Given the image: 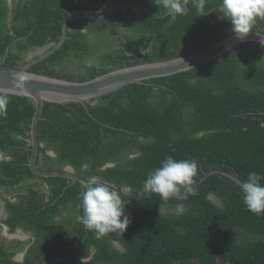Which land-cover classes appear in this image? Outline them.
<instances>
[{"label": "trees", "instance_id": "1", "mask_svg": "<svg viewBox=\"0 0 264 264\" xmlns=\"http://www.w3.org/2000/svg\"><path fill=\"white\" fill-rule=\"evenodd\" d=\"M123 2L144 7L127 5L68 21L67 37L61 48L28 70L83 81L122 66L186 55L234 33L232 29H221L218 21L211 24L207 21L209 9L215 6L212 0H207L203 13L198 12L189 0L187 14L175 20L156 4V0H13L12 6L0 0V59L4 57L0 67L18 68L26 62L29 51L57 42L68 14ZM220 2L216 0L217 4ZM256 27L264 33V17L258 18ZM84 28L86 31H81ZM120 39L125 41L126 47H117ZM103 42L112 49L98 51V44L103 45ZM90 55L93 63L89 66L80 62L74 69L65 66ZM63 56H67L66 61L61 59ZM57 63L59 67L54 66ZM149 81L165 85L153 93L162 96L155 103L142 99L150 95L151 86L132 83L102 95L101 98H108L107 105L99 102L94 106L88 104V108L102 123L120 125L127 116L116 114L117 105H114L116 99L122 98L130 106L129 111L124 112L131 113L130 117H139L152 130L154 137L150 148L157 155L150 157L151 161L147 163L146 157L134 160L129 173L131 185L143 189L147 174L159 167L167 156L198 162L193 185L195 194L183 202L186 206L184 214L165 217L155 214L152 220L156 229H166L162 238L164 249L172 257L174 255L175 260L181 261L175 264H216L217 259L221 264H264V214L257 216L246 209L239 185L233 180L210 173L224 170L244 182L250 171H256L262 177L260 183L264 184V45L244 41L205 64ZM164 96L171 99L165 100ZM8 100L6 114L0 115V139L3 137L0 144L5 137L9 138L10 132L14 135L18 131H28L34 110L29 97L8 94ZM21 121L25 123L24 127ZM102 123L90 118L81 103L44 102L36 128L37 141L59 143L61 153L69 159L85 158L93 147L103 144L101 132L107 128ZM9 164L2 162L1 172L17 178V164L12 167ZM18 166L20 174L25 171L30 178L35 176L27 166L20 163ZM40 179L47 182L54 179L47 202L43 201L45 193L37 189L27 186L25 194L17 191L22 183L0 182L8 190L20 192L17 202L6 203L8 217L5 223L11 230L17 226L30 230L49 254H78L81 246L73 245L71 237L63 231L59 234L48 221L58 204L80 200L78 187L73 185L64 189L67 183L61 178ZM61 192L63 195L50 204ZM146 194L152 205L146 202L142 212L154 214L155 207L164 200L158 194ZM211 195L215 201L210 199ZM173 202L177 204L175 198ZM56 241H59L58 246L54 244ZM151 241L146 245L142 243L139 256L151 250ZM157 251L158 258L154 260L157 263L173 259L163 253L161 246H157ZM105 261L112 263L110 255L103 257L101 264ZM0 264H10L1 245Z\"/></svg>", "mask_w": 264, "mask_h": 264}, {"label": "flooded vegetation", "instance_id": "2", "mask_svg": "<svg viewBox=\"0 0 264 264\" xmlns=\"http://www.w3.org/2000/svg\"><path fill=\"white\" fill-rule=\"evenodd\" d=\"M4 1L9 6L13 5V0ZM212 2L215 3V6L209 9L207 21L210 24L215 23V21H218L219 27L221 29L230 31L232 29L231 22L223 18L222 14L218 10L221 2L218 4L216 3V0H212ZM122 4H125L122 7H126L127 5H130L133 8L144 7L142 5L127 2H123ZM133 5H138L139 7H135ZM70 14H68L67 16H69ZM93 15L95 14L88 16L84 14H78L72 16L68 21H78L79 16L81 18H89ZM257 21L255 22V24L257 23ZM254 29L257 30V27L255 28V25ZM68 30L70 31L71 27H69ZM81 31L85 32L86 29L84 28ZM57 42H49L40 47H37L32 51H29L25 57L26 62L31 58L50 50ZM102 44L103 45L98 44V51L102 50L107 52L112 49L110 48L109 44L107 45L105 42H103ZM61 45L53 53H55L59 48H61ZM117 47H126L125 41L123 39L117 41ZM144 50L146 51L147 49L144 48ZM144 50H142L141 52H143ZM127 54L131 55L132 52H127ZM66 57L63 56L61 57V59L63 61H66ZM3 58L4 57H2L0 61H2ZM79 62L82 63L81 65L83 66H89L93 63V59L90 55V57L86 56L80 61L76 59L69 65L65 66L68 69H74ZM58 65L59 64L57 63L54 66L59 67ZM138 83H142L146 86L152 87L150 95L148 94L147 96L142 97L143 100L155 103L156 101H158L159 98L162 97H158L156 96V94L153 93L157 91L159 87H165L164 83L158 81H149V79ZM117 90H114L112 92H116ZM101 96L92 98L87 101L86 107L82 104L86 112L89 114L90 118L99 123L102 122L95 115L91 114L88 108V104L90 106H94L99 102H104V104L107 105L108 98H101ZM164 98L165 100L171 99V97L169 96H164ZM116 105L117 109L115 113L117 114L118 112V114L120 115H124L125 117L127 116V119L123 120L122 124L120 125H112L107 122H103L102 124L105 125V127L107 128L106 130H103L101 132L103 136V144L98 148L93 147V149L90 151V154L88 153L85 158H76L75 160L69 159L68 157H64V155L61 153L62 146L59 143L47 144L46 141H37V149L35 153L34 163L35 167L38 170L44 172L65 173L77 179L84 180L86 182L90 178L96 177L102 182L108 183L110 186L115 188L122 196V200L125 205V215L128 216L130 221L127 225V228L123 233H109L98 238L96 233L92 230H89L80 220V217L83 215L81 199L76 202L68 200L64 203H61L60 205H57L54 216L48 220L49 225H51V227H56L57 231H59V234H61V231H63L68 238L71 237L72 244L75 246H81V249H79L80 251H78V254L75 255L69 254L67 256H62L61 254L59 255L55 253L49 254L46 252L44 247H41L39 245L42 242L38 241V237H36V235H34L30 230H26L21 226H17L13 230H11L9 226L5 223L8 217L6 203H14L18 201V195L20 194V192L16 191L14 198L12 199L4 196L0 198L2 208V214L0 216V225L5 229L8 234L16 233L29 237L30 244L25 247L22 253L14 252L11 256H8L7 258L10 264H81L82 257H85V260H90V264H101L102 258L107 256V254L111 257V264H144V262H149V264H175L176 262H181L179 259L175 260L174 255L172 257V255L166 249H164L165 244L162 238L163 236H165L166 229L164 227L156 229L154 227V223L152 222V220L155 219V214L162 215L164 217L167 215H176V205L173 202V198L167 201L164 200L160 202L155 207L154 214H149L147 212L144 213L142 212V205H144L146 202L152 205V200L149 197V194L147 196L146 192L143 191L142 187H136V185H131L129 182V173H131L133 167L132 164L136 158L146 157V159H143L145 163H147L151 161L150 157H156L157 155V152L150 148L152 144L151 142L153 141L154 137L153 132L149 127L145 125V122L139 117H130L131 113L124 112L129 111L128 109L130 107L126 104L125 100H123L122 98L118 100L116 99V104L114 106ZM107 116L111 115L107 114ZM20 124L23 125V127L25 126V123L23 121H21ZM127 124H130V126H127ZM28 125V131L25 130L24 133L18 131L16 134L14 133V135L12 132H10V141L8 137H5L4 142L0 144V182L13 181L18 182V184H20L30 179H38L40 181H43L47 188L43 197L44 202H47L50 199V190L53 187L54 179L47 182L40 178H61L67 183L64 186V189L74 185L75 187H78L79 192L81 193L85 184L76 179L72 180L67 177L61 176L41 177L35 174L33 178H30L25 171L20 174L21 169L18 164L20 163V165L22 164L23 166H27L29 168V162L32 154L30 123ZM2 134L4 136V132ZM172 135L174 136V134ZM173 136L170 137L171 143V140H173ZM136 153H140L141 155L137 157ZM4 161L10 162L9 167H12L14 164H17V167L15 169V173L18 174L17 178H14L9 174L5 175L1 172L2 162ZM5 172L8 173L7 169L5 170ZM0 188L7 189V187L2 183H0ZM62 195L63 192H61L56 198H54L50 204H54L57 198ZM210 199L215 201V197L212 195L210 196ZM183 202L184 201H177V203ZM79 232H81L80 239L77 240L79 237ZM58 239L59 241L62 240V238ZM151 239L153 240L151 241ZM59 241H56L54 244L58 246ZM149 241L153 243L151 245V250L144 252L141 256H139V252H141L140 247L142 243L146 245L147 243H149ZM157 246H161L163 248V253H168V256L172 257L173 259H171L170 262L167 263H157L156 261H154L158 258ZM217 263H220L218 259L216 264ZM105 264H109V262L105 261Z\"/></svg>", "mask_w": 264, "mask_h": 264}, {"label": "clouds", "instance_id": "3", "mask_svg": "<svg viewBox=\"0 0 264 264\" xmlns=\"http://www.w3.org/2000/svg\"><path fill=\"white\" fill-rule=\"evenodd\" d=\"M207 0H192L193 7L203 13ZM169 17L175 20L178 16L189 11V0H156ZM219 12L223 18L229 20L232 31L237 38L245 37L253 29L257 18L264 17V0H221ZM8 94L0 93V115L6 114ZM140 153H136L138 157ZM198 162L195 159L176 160L167 156L160 166L147 174L143 183V191L155 193L162 200L175 198L177 201H186L195 194L193 187L198 173ZM262 177L256 171H250L247 179L241 183L239 191L246 209L255 215L264 214V184ZM83 215L81 222L96 233L97 237L109 233H123L129 224L125 215V205L121 194L106 182L96 177L90 178L80 193ZM186 211L184 203H177L175 214L182 215ZM81 264H90V260L81 258Z\"/></svg>", "mask_w": 264, "mask_h": 264}, {"label": "water", "instance_id": "4", "mask_svg": "<svg viewBox=\"0 0 264 264\" xmlns=\"http://www.w3.org/2000/svg\"><path fill=\"white\" fill-rule=\"evenodd\" d=\"M124 5L125 4H119L102 9H85L75 11L64 20L60 39L50 50L31 58L18 68L0 67V93L29 97L34 103V110L30 120L32 154L29 162V168L33 174L41 177L61 176L72 180L76 179L84 184L87 183L84 180L77 179L65 173L44 172L35 167L34 159L37 149L36 128L38 120L41 118L44 102L59 104L78 102L86 107V102L90 99L112 92L125 85L142 82L151 78L172 75L205 64L241 42L251 41L264 45V33L254 29L253 26V29L250 30V32L242 39L237 38L235 33H231L207 47L186 55L165 60L122 66L83 81L56 78L44 74L34 73L28 70L31 65L52 54L62 44L66 37L67 22L72 16L78 14H84L86 16L101 14ZM133 6L139 7L138 5ZM2 61H0V63ZM210 173L222 174L233 180L238 185L243 183L240 178L224 170H213Z\"/></svg>", "mask_w": 264, "mask_h": 264}, {"label": "rangeland", "instance_id": "5", "mask_svg": "<svg viewBox=\"0 0 264 264\" xmlns=\"http://www.w3.org/2000/svg\"><path fill=\"white\" fill-rule=\"evenodd\" d=\"M34 188L39 190L40 192L45 193L46 192V186L43 183V181H40L38 179H30L25 182H23L21 185L18 186L17 191H23L26 190V187ZM16 191L14 190H8L6 188H0V198L1 197H9L14 198ZM2 214V208H1V200H0V216ZM30 244V238L23 236L21 234H8L5 229L0 225V245L3 246L5 255L11 256L14 252L16 253H22L27 245Z\"/></svg>", "mask_w": 264, "mask_h": 264}]
</instances>
